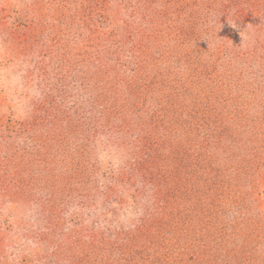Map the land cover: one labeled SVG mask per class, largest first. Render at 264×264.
I'll use <instances>...</instances> for the list:
<instances>
[{
  "label": "rangeland",
  "instance_id": "374dc122",
  "mask_svg": "<svg viewBox=\"0 0 264 264\" xmlns=\"http://www.w3.org/2000/svg\"><path fill=\"white\" fill-rule=\"evenodd\" d=\"M0 264H264V0H0Z\"/></svg>",
  "mask_w": 264,
  "mask_h": 264
}]
</instances>
